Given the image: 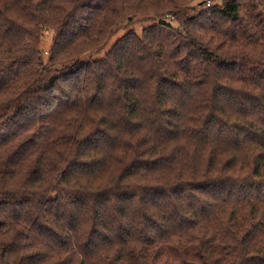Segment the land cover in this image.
Returning a JSON list of instances; mask_svg holds the SVG:
<instances>
[{"label": "trees", "instance_id": "obj_1", "mask_svg": "<svg viewBox=\"0 0 264 264\" xmlns=\"http://www.w3.org/2000/svg\"><path fill=\"white\" fill-rule=\"evenodd\" d=\"M206 1L0 0V264H264V0Z\"/></svg>", "mask_w": 264, "mask_h": 264}, {"label": "rangeland", "instance_id": "obj_2", "mask_svg": "<svg viewBox=\"0 0 264 264\" xmlns=\"http://www.w3.org/2000/svg\"><path fill=\"white\" fill-rule=\"evenodd\" d=\"M210 1H211V3H218L221 0H210ZM164 19H166L165 21L170 22L173 27H177L178 26L176 24V22L171 17H167V18H164ZM149 25H151V21L137 23V24H135L133 26V28L135 29V31L137 33H139L142 27L149 26ZM120 35H121V33L119 32L116 36H114L113 39L106 45L104 50H107L110 47V45L112 44V42L116 38H118ZM51 40H52V36H51L49 30L48 29L44 30L43 37L41 38V42L39 44L40 51L47 52L49 47H50ZM103 54L104 53L101 52V53H98L97 55H94L93 57L94 58H101V57H103Z\"/></svg>", "mask_w": 264, "mask_h": 264}, {"label": "built area", "instance_id": "obj_3", "mask_svg": "<svg viewBox=\"0 0 264 264\" xmlns=\"http://www.w3.org/2000/svg\"><path fill=\"white\" fill-rule=\"evenodd\" d=\"M210 4H211V1H210V0H207V1H206V6L209 7Z\"/></svg>", "mask_w": 264, "mask_h": 264}]
</instances>
